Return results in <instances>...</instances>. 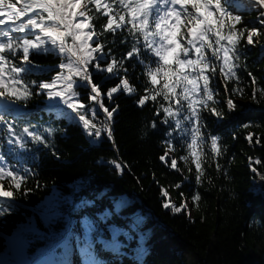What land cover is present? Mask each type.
I'll return each instance as SVG.
<instances>
[{"label": "trees", "instance_id": "obj_1", "mask_svg": "<svg viewBox=\"0 0 264 264\" xmlns=\"http://www.w3.org/2000/svg\"><path fill=\"white\" fill-rule=\"evenodd\" d=\"M239 3L236 11L242 20L236 27L244 32L238 44L239 83L228 81L226 92L219 75L213 81L220 102L214 106L222 118L207 109L202 112L207 155H202L199 183L194 159L188 163L181 159L188 153L178 135H167L170 126L161 122L163 113L156 115L158 105L148 101L139 106L150 85L135 58L125 67L136 92H120L112 100L106 93L125 73L109 78L91 69L104 105L109 111L116 109L111 137L88 135L69 110L49 101L35 86L37 94L26 104L11 106L9 119L14 118L16 130L31 126L47 144L29 141L25 149L10 146L0 125V151L17 169L30 170L19 191L9 188L7 179L0 181L5 190L14 191L12 199L0 198L3 264H264V24L259 23L260 10L249 8L246 0ZM106 21V17L96 21L98 31ZM253 29L260 34L248 45ZM122 38L117 34L114 43L110 33L102 38L105 52L111 49L117 60L131 48V40L121 43ZM31 59L29 80L47 82L59 71L61 59L56 54ZM234 88L242 89L243 95L232 92ZM79 91L82 102L89 105V90ZM229 98L236 103L235 110L227 108ZM97 111L102 119L104 114ZM46 128L55 131L49 134ZM212 136L219 138L220 156L210 150ZM169 139L176 149L169 155L177 160L179 171L160 159L168 151ZM113 160L124 170H118ZM197 193L200 199L194 201ZM165 203L170 206L165 208ZM172 205L181 211L175 212ZM80 245L87 246L89 254L79 256L75 249ZM43 250L53 254L52 262L34 261Z\"/></svg>", "mask_w": 264, "mask_h": 264}, {"label": "snow or ice", "instance_id": "obj_2", "mask_svg": "<svg viewBox=\"0 0 264 264\" xmlns=\"http://www.w3.org/2000/svg\"><path fill=\"white\" fill-rule=\"evenodd\" d=\"M246 4L260 10L259 23L264 24V0H246ZM240 6L239 0H0V104L3 105L0 125L7 133V144L20 149H25L29 141L47 144L42 133L31 126L17 131L14 118L9 119L12 105L26 104L37 94L33 86L49 101H57L69 110L88 135L100 138L105 133L111 137V121L116 109L109 111L104 105L101 88L93 83L91 69L107 73L109 78H119L121 72L125 73L117 86L106 93L112 100L114 94L136 92L125 67L127 60L135 58L150 85L139 98V106L143 107L148 101L158 105L156 115L163 113L161 122L170 126L167 135H178L181 147L188 153L181 159L185 163L190 157L194 159L199 183L202 155H207L202 112L207 109L222 118L214 106L220 102L215 99L218 92L212 86L213 81L219 75L226 92L229 91L228 81L239 83L238 44L244 35L243 30L236 27L242 20L236 11ZM102 17L107 21L98 31L96 21ZM109 33L113 43L117 34L123 37L121 43L131 40V48L121 60L111 56V49L105 52L107 44L102 38ZM259 34L257 29L249 32L247 44L253 45V37ZM40 54H56L61 59L59 71L47 82L28 79L34 65L31 56ZM252 83L255 84L254 76ZM79 89L89 90V105L82 102ZM232 92L243 95L240 88ZM256 96L254 89L253 99ZM226 105L230 111L237 107L231 98ZM98 109L104 114L102 119ZM152 126L155 127V122ZM54 131L44 129L49 134ZM247 139L251 143L252 135ZM218 140L216 136L210 140V150L215 156L222 155ZM165 143L168 151L160 159L179 171L177 160L169 155L176 150L173 139ZM111 163L118 170H124L116 160ZM216 167L219 170L220 165ZM29 171L17 169L7 154L0 151V181L7 179L9 188L21 190ZM163 194L168 196L167 191ZM13 197L14 191L5 190L0 183V198ZM193 199L199 201V194ZM169 206V203L164 204L165 208ZM172 208L175 212L181 211V207L172 205ZM3 210L4 205L0 203V214Z\"/></svg>", "mask_w": 264, "mask_h": 264}, {"label": "rangeland", "instance_id": "obj_3", "mask_svg": "<svg viewBox=\"0 0 264 264\" xmlns=\"http://www.w3.org/2000/svg\"><path fill=\"white\" fill-rule=\"evenodd\" d=\"M76 252L79 256L83 257L84 254H89V249L87 246H83V245H80L79 247H76ZM40 258H43L45 261H47L48 263L52 262L53 260V254L49 253V252H42L40 254Z\"/></svg>", "mask_w": 264, "mask_h": 264}]
</instances>
